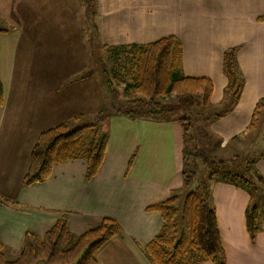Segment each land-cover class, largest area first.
<instances>
[{
	"label": "crops",
	"instance_id": "obj_1",
	"mask_svg": "<svg viewBox=\"0 0 264 264\" xmlns=\"http://www.w3.org/2000/svg\"><path fill=\"white\" fill-rule=\"evenodd\" d=\"M73 2L74 24L87 54L85 61L77 62L73 55L68 65L52 55L33 56L35 48L47 45L40 33L32 32L40 28L36 26L54 25L49 19L41 25L44 11L50 8H30L28 0H0V15L15 25L0 33L2 252L6 260H15L26 232L42 239L61 218L70 233L81 235L110 217L121 233L97 251V264H151L144 248L159 234L163 222L159 212L148 208L171 196L180 203L186 195L181 192L186 187L184 129L177 119L114 115L117 131L111 138L108 135L101 166L89 181L85 160L77 158L55 164L45 181L24 186L32 147L44 130L90 121L104 102L100 78L94 74L80 78L92 66L93 48L144 44L175 35L182 45L181 74L212 81L207 120L197 123L205 134L200 143L213 142L216 147L210 153L217 156L216 150L247 132L257 103L264 104V0H94V24L83 16L91 27L81 24L79 1ZM230 48L243 87L235 105L216 118L229 108L222 57ZM254 161L259 180H252V191L230 180L214 179L203 194L215 213L225 264H264V214L254 237L245 225V210L253 206V199L259 197L264 206V152Z\"/></svg>",
	"mask_w": 264,
	"mask_h": 264
},
{
	"label": "trees",
	"instance_id": "obj_2",
	"mask_svg": "<svg viewBox=\"0 0 264 264\" xmlns=\"http://www.w3.org/2000/svg\"><path fill=\"white\" fill-rule=\"evenodd\" d=\"M93 1L85 0L87 16L91 15ZM5 31L0 28V33ZM104 49L112 58L113 78L104 74L106 64H102L97 57L94 59V71L99 74L105 93L104 102L91 122L73 127L68 123H61L38 135L30 152L28 170L22 180L24 186L45 181L55 164L77 158H83L86 162L85 180L95 176L103 161L107 144V135L100 126L106 121L107 116L168 120L161 118L171 111L164 108L162 101L170 100L174 95L181 97V102L185 97L189 100L200 97L203 104H209L213 89L212 81L207 77H186L181 74L182 45L175 35L164 36L144 44L106 46ZM121 57L126 65L121 62ZM222 72L228 82L225 95L229 108L217 114L216 118L235 105L243 87V77L232 48L223 54ZM92 74L93 72L89 71L80 78ZM118 84H123V99L117 98L120 96L115 90ZM3 103V86L0 82V105ZM261 104L262 101L257 103L250 125L254 124ZM175 119L183 126L185 144L191 137H196L198 144L204 138V130L198 123V126H194L197 121L193 117ZM188 150L187 147L183 148L182 175L185 185L191 182V176L185 169L187 160L192 157L203 162L207 160L203 157H214L209 155L210 152L204 156L201 151ZM254 162L248 160L244 164L246 170L251 173V179L242 173L214 171L199 180L200 182L203 179L199 188L206 193L209 184L216 179L236 182L250 191L254 184L252 181ZM255 177L258 178L256 174ZM177 199L176 196H171L164 202L148 208L159 212L163 222L159 234L144 248L149 261L152 264H196L209 260L213 264H225L215 213L208 203L207 196L203 193L201 196L193 189L185 195L180 208L177 207ZM260 219V211L253 202V206L245 210V225L251 237H254L260 228ZM120 233L121 227L118 222L110 217H104L96 227L81 235H74L69 232L66 221L61 218L46 231L42 239L31 232H26L20 254L13 261L4 258L0 242V264H97L95 257L97 251Z\"/></svg>",
	"mask_w": 264,
	"mask_h": 264
},
{
	"label": "rangeland",
	"instance_id": "obj_3",
	"mask_svg": "<svg viewBox=\"0 0 264 264\" xmlns=\"http://www.w3.org/2000/svg\"><path fill=\"white\" fill-rule=\"evenodd\" d=\"M28 1L30 3V8L35 7L36 9H39V10L42 8L43 9L50 8V11H47V12L44 11L45 18L42 19L41 25L46 23L45 19H49L54 24V25H48V27L36 26L40 28H38V31L32 32V33H40L39 37L41 38L43 42L47 44L45 48L44 47H42L41 49L35 48L33 50V56H39L41 53L43 57H45V55H52L53 57L59 58L60 64L70 62L68 65L71 64V58L73 55L75 56L76 62L85 61L87 53L85 52L82 46V43L80 41V37L82 36V34L79 33L77 25L74 24L75 18L73 17V14L71 12V9H75L73 0H70V1L68 0H64V1L63 0H28ZM78 1H79L78 5L80 8V12L82 14L81 24L83 23V25L88 26L89 24L86 22V19H85V22L83 19V16L84 18H85V15L87 16L86 9H85L86 2L85 0H77V2ZM59 6H61L62 8L60 9L59 12H56ZM93 11L91 9L90 13H92ZM58 15L61 16L60 20H55V17ZM92 17L93 15L91 14L87 16L86 18L92 20ZM57 22H60V23L56 24ZM92 22H91V25L94 24L95 17L93 18ZM91 25H89V27H91ZM0 27L7 29L9 31L10 29H13L15 25H13V23L10 20L3 18L0 15ZM42 27H46V28H42ZM56 36H58V39L53 38ZM35 37L36 35L31 36V38H35ZM30 49L31 48H29V51ZM90 56L92 60L91 61L92 66L91 68H89V71H92L93 74L97 76V78H100L99 74L94 71V67H95L94 59L97 57L96 59H99V61L102 64H106V67H105L106 69H105L104 74H107L110 78H113L111 77L113 76L112 74L113 68L111 69L112 58L109 57L107 51L104 48L102 49L93 48ZM120 60L123 63V65H126V62L122 57L120 58ZM119 80L122 81L121 77H119ZM99 81H101V79ZM115 87H116L115 90H117L120 95V96H117V98L123 99V93H122L123 84H118ZM84 98L88 99L89 94L84 93ZM190 100H192L193 102H190ZM190 100L188 97H185L182 100L183 102H181V97L174 95L170 100L162 101L164 108L170 109L171 111L165 113L163 116H161V118H168V120H171L174 118H181V117H193L197 122L206 121L207 116H205V114L206 115L208 114L206 109L209 106V104H203L201 102L202 100L200 99V97L190 98ZM204 111H206V113ZM107 117L108 118L106 119V121L102 123V125L100 126H101V130L104 133H106L107 139H108V135L111 138V135L115 133L117 130L115 128L116 118L113 117V115L107 116ZM88 122H91V120ZM197 122L194 123L195 127L198 126ZM190 132L192 134V129H190ZM185 147H187V149H189L188 151H191V152L201 151L203 155L205 156L209 152L214 153L212 151L215 150L214 148L216 146L213 142L211 144V142L208 141L207 139H205L204 144L199 145L197 138L191 137L185 144ZM216 151L218 153L215 152V154H217V156L215 157H209V158L203 157L207 159L206 161L203 160L202 162L200 160L193 159L192 157L190 160L186 161L185 169L188 172L187 174L191 176V182L190 184L185 185L186 187H183L181 189V192L183 195L185 193L186 194L189 193V191H193L194 189V191H196L199 195L202 196V193L204 194V192L202 191L201 187L199 188V185L201 184V181L203 179L200 182L199 180L203 177H207L206 174L212 173L214 171H221L222 173H225L226 171L232 172V173H242L245 176L250 177L251 179V173L249 170H246L244 164L248 160H254L257 156H259L260 154L264 152V104H261L259 114L257 115V118L254 124L249 126V129L247 130L245 134H243L242 136H239L237 140L233 142L232 144L225 146L223 150H216ZM211 153L209 154L210 156H212ZM220 156H226L227 158H222ZM131 157L132 156H129V160L131 159ZM133 161H134V157L132 158L131 167L133 166ZM253 175H254L253 180L256 183H258L259 179L255 177L254 172H253ZM178 194H180V191L178 192ZM253 200H255L254 205L258 208V210L260 211V214L264 213V206H261L259 197L258 199H253ZM181 205H182V202L177 203V207L180 208ZM144 252H145V249H144Z\"/></svg>",
	"mask_w": 264,
	"mask_h": 264
}]
</instances>
